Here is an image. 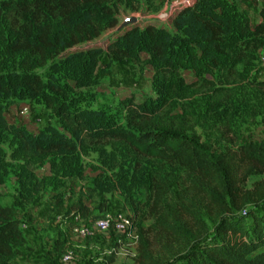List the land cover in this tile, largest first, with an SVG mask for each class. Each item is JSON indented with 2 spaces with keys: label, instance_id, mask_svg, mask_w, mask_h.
<instances>
[{
  "label": "trees",
  "instance_id": "trees-1",
  "mask_svg": "<svg viewBox=\"0 0 264 264\" xmlns=\"http://www.w3.org/2000/svg\"><path fill=\"white\" fill-rule=\"evenodd\" d=\"M113 1L0 0L2 51L4 48V55L20 68V71L0 74V183L10 165L1 148L9 134L13 142L7 145L12 156L60 155L65 159L59 164L60 173L66 178L80 176L78 162L69 158L79 144L88 139L121 142L138 156L161 161L168 167L159 169L147 182L150 223L146 226L140 223L136 230L138 246L133 264H159L153 255V246L161 249L163 264H264V187L246 196L242 207L249 208L244 215L220 214L213 222L209 237L193 232L192 226L184 220L186 216L189 219L197 216L186 195L190 190L206 192L213 201L209 208L224 211L227 202H232V197L238 194L235 182L242 168L256 166L264 174V137L258 145H239L234 157L225 158V154L211 153V146L200 142L199 137L188 136L193 121L190 112L183 110L161 126L151 120L152 111L132 103V118L139 122L135 132L106 128V118L101 111L79 108L74 98L60 88L57 78L51 76L44 81L26 67L30 59L43 61L51 57L56 60L52 63L55 73L61 72L74 79L76 74L91 77L101 57L139 62L141 53H145L150 55L156 73L161 74L163 80L172 78L168 88L185 87L180 69L192 70L197 80L211 71L222 70L233 77L231 66L248 62L249 65L244 66V72L248 73L255 60L249 53L252 55L264 47V6L252 27L250 16L238 4L246 0H192L171 19L173 33L147 23L141 29L133 26L123 30L105 48L85 45L105 29L117 25ZM246 83L257 93L251 98L259 103L250 105L246 100L247 92L234 100L232 107L227 109V123L218 130L221 142L229 141L228 136L234 133L228 118L235 121L242 113H250L255 118L261 111L264 123V80L247 78ZM193 85L194 82L187 86ZM13 97L45 104L58 117L64 132L47 126L32 134L24 127L7 124L4 112ZM203 115L204 122L208 123L211 113ZM21 170L19 196L28 201L33 198L32 192L37 193L38 184L30 179L26 169ZM120 187L128 194V208L141 212L143 208L135 205L126 186ZM18 206L22 204L16 201L11 206L0 204V264H15L12 259L21 255V249L27 244L15 217ZM73 209L80 218L90 214L81 200ZM60 240L54 242L59 252ZM114 260L112 253L105 263L112 264Z\"/></svg>",
  "mask_w": 264,
  "mask_h": 264
},
{
  "label": "rangeland",
  "instance_id": "rangeland-1",
  "mask_svg": "<svg viewBox=\"0 0 264 264\" xmlns=\"http://www.w3.org/2000/svg\"><path fill=\"white\" fill-rule=\"evenodd\" d=\"M172 1L174 0H114L117 25L105 29L85 45L105 48L107 43L123 30L133 26L141 29L147 23L156 24L173 33L171 19L176 13L168 19L167 16L165 19L159 17L167 13ZM238 4L250 16V25L254 27L259 19V10L264 6V0H246ZM132 17L136 18L135 23L121 27L127 18ZM4 54L0 41V74L10 70L20 71L19 64L11 62ZM249 54L250 58H255L251 59L252 67L249 72H244V66L249 63L240 62L231 66L235 74L233 77L229 76L226 70H222L211 71L197 80L192 70L180 69L179 74L185 81V87L180 89L168 88L172 84L170 81L173 82L172 78L163 80V76L156 73L150 55L145 53H141L139 62L131 59L114 61L101 57L99 66L91 77L76 74L74 79H71L61 72L55 73L52 63L56 60L51 57L43 61L30 59L26 67L44 81L51 76L57 78L60 88L67 96L74 98L79 108L101 111L106 118V128L135 132L139 122L132 118L131 103L152 111L151 120L161 126L170 117L186 110L193 114L188 136H197L200 142L209 144L210 152L214 155L225 154V158H229L235 156L234 152L239 145H258L264 137L263 115L258 111L255 118H252L250 113L239 114L235 121L228 118L233 124L234 133L228 136L229 141L219 140L218 130L223 129L224 123H227V109L232 107L234 100L242 97L243 92H247L246 100L250 105L259 103L251 98L252 95L257 96V93L247 85L246 79L264 80V47L252 55ZM193 82L192 87L187 86ZM167 89V93H161ZM222 112L224 116L221 117ZM204 113H211L208 123L204 122ZM4 118L7 124L24 127L32 134H37L47 126L64 132L58 117L45 104L29 99H10ZM9 136L11 134L1 144L5 161L10 165H7V174H3L4 178L2 177L0 183V204L11 206L15 201L22 204L15 207V217L20 222L27 240L26 246L21 249V255L12 259V262L62 264V252L70 249L74 254L71 264H106V257L112 253L115 254L112 264H133L137 256L138 239L134 243L117 237L112 232H97L88 238L80 239L73 236L72 229L79 224L86 226L89 221L102 214L114 213L130 216L134 220L136 230L140 223L143 226L149 224L147 182L166 165L161 161L138 156L121 142H96L88 139L79 144L74 155L69 157L76 160L81 167L80 176L68 175L66 178L61 175L59 165L65 160L64 157L56 154L12 156L7 145L13 142ZM136 164L141 166L140 169H137ZM21 168L26 169L30 179L38 184L37 193L32 192L30 196L33 198L28 201L21 200L19 196L18 174L23 175ZM95 179L98 182H95ZM121 185L126 186L132 201L137 203L135 205L143 208L141 212H133L128 208V194L123 191ZM235 187L239 195L236 193L230 202L235 204L227 202L228 206L224 211L209 208L213 201L202 190H190L186 193L191 200L190 208L197 215L191 216V219L186 216L184 219L192 226L193 232H201L209 237L213 222L220 214L244 215L249 206L242 207L243 201L252 190L257 191L264 187V174L256 166L244 167L237 175ZM78 200L90 210L87 218H80L79 214L74 212L73 205ZM58 238L62 241L60 252L56 251L54 244ZM152 252L155 260L163 264L161 249L153 246Z\"/></svg>",
  "mask_w": 264,
  "mask_h": 264
},
{
  "label": "built area",
  "instance_id": "built-area-1",
  "mask_svg": "<svg viewBox=\"0 0 264 264\" xmlns=\"http://www.w3.org/2000/svg\"><path fill=\"white\" fill-rule=\"evenodd\" d=\"M192 0H174L171 2L170 8L167 9L166 14H161L159 17L167 19L169 16H173L179 9L188 5ZM180 6V7H179ZM264 62V59L262 60ZM26 112V110L24 111ZM73 236L84 239L92 236L94 233L109 234L114 233L117 237H121L131 242L137 241L136 229L134 227V220L130 216L114 213V214H102L101 216L94 218L85 225H77L72 229ZM74 260L73 251L66 249L60 256V262L62 264H71Z\"/></svg>",
  "mask_w": 264,
  "mask_h": 264
},
{
  "label": "water",
  "instance_id": "water-1",
  "mask_svg": "<svg viewBox=\"0 0 264 264\" xmlns=\"http://www.w3.org/2000/svg\"><path fill=\"white\" fill-rule=\"evenodd\" d=\"M189 6V5H187ZM186 6V7H187ZM136 22V18L132 17V18H127L122 24H121V27H124V26H127V25H130V24H133Z\"/></svg>",
  "mask_w": 264,
  "mask_h": 264
}]
</instances>
